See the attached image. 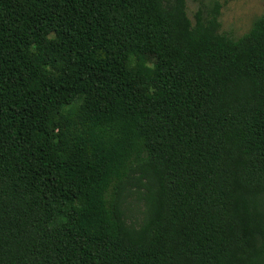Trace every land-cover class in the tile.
Masks as SVG:
<instances>
[{"label": "trees", "instance_id": "16d2710c", "mask_svg": "<svg viewBox=\"0 0 264 264\" xmlns=\"http://www.w3.org/2000/svg\"><path fill=\"white\" fill-rule=\"evenodd\" d=\"M0 0V264H264V14Z\"/></svg>", "mask_w": 264, "mask_h": 264}, {"label": "rangeland", "instance_id": "374dc122", "mask_svg": "<svg viewBox=\"0 0 264 264\" xmlns=\"http://www.w3.org/2000/svg\"><path fill=\"white\" fill-rule=\"evenodd\" d=\"M204 4L211 3V0H202ZM221 3V31L233 37H238L246 32L252 21L264 14V0H219ZM198 2L187 0V13L193 19Z\"/></svg>", "mask_w": 264, "mask_h": 264}]
</instances>
